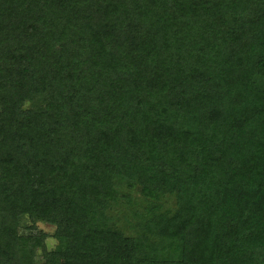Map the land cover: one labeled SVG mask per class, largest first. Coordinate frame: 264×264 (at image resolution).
Listing matches in <instances>:
<instances>
[{
	"label": "trees",
	"instance_id": "16d2710c",
	"mask_svg": "<svg viewBox=\"0 0 264 264\" xmlns=\"http://www.w3.org/2000/svg\"><path fill=\"white\" fill-rule=\"evenodd\" d=\"M38 251L264 264V0H0V264Z\"/></svg>",
	"mask_w": 264,
	"mask_h": 264
},
{
	"label": "rangeland",
	"instance_id": "374dc122",
	"mask_svg": "<svg viewBox=\"0 0 264 264\" xmlns=\"http://www.w3.org/2000/svg\"><path fill=\"white\" fill-rule=\"evenodd\" d=\"M29 225H30L29 222L24 220L22 222V225H21V233L23 235H25V234L35 235L39 232L44 233L47 236V238L45 240V248L47 250L52 249L53 246L55 245V241L50 236L54 231V227L49 225V224H46V223L37 222L34 224V230L29 231V229H28ZM39 256H40V253L38 251V252H36V256L34 258V261L36 262V264L41 263V258Z\"/></svg>",
	"mask_w": 264,
	"mask_h": 264
}]
</instances>
